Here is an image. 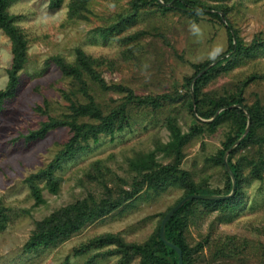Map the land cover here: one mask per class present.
Returning <instances> with one entry per match:
<instances>
[{"label":"rangeland","instance_id":"374dc122","mask_svg":"<svg viewBox=\"0 0 264 264\" xmlns=\"http://www.w3.org/2000/svg\"><path fill=\"white\" fill-rule=\"evenodd\" d=\"M72 1L64 0L60 8L53 9L49 0H13L9 9L18 15L17 23L27 35L28 61L20 72L16 94L0 111V202L11 213L7 229L0 232V264H64L67 259L68 264H84L96 254L100 255L95 264H116L120 255L110 254L113 246L81 256H76L74 249L105 233L120 234L128 242L147 240L183 197V187L156 192L145 184L135 198L56 245L31 251L25 248L38 221L54 211L77 201L100 202L111 194L118 197L120 189H130L141 181L142 176L131 168V160L155 151L158 162L174 161L173 156H165L161 146L170 140L168 117L177 119L183 133H191L193 117L187 95L193 83L188 86L187 81L196 73L194 65L212 61V66L228 52V27L247 44L264 33V0H205L207 5L219 7L207 10L220 13L222 20L211 14L194 19L177 9L164 13L150 6L134 24L108 38L98 28L114 24L130 9L132 0H89L90 10L81 16L70 14ZM135 35L130 41L123 40ZM79 48L96 58L115 60L114 67H100L109 84L126 85L138 96L169 94L175 100L157 109L131 107L129 126L91 142L54 172L60 180L57 193L46 181H39L45 202L37 203L28 179L50 166L71 132L63 126L42 138L29 136L50 116L69 112L70 103L63 91L71 88V79L64 76L53 57L61 55L73 61ZM12 62L11 40L0 29V90L8 85ZM252 76L256 78L249 81L247 102L253 103L258 97L264 102V51L211 80L204 92L226 94ZM95 94L102 101L121 96L113 90ZM228 130L227 124L214 132L207 128L187 142L178 166L191 173L196 184L212 190L228 189L224 167L213 161ZM254 153L238 152L234 160ZM245 169L249 175L250 168ZM244 196L239 210L210 211L201 206L192 214L187 243L191 248L203 244L193 250L194 264H264V179L249 177Z\"/></svg>","mask_w":264,"mask_h":264},{"label":"trees","instance_id":"16d2710c","mask_svg":"<svg viewBox=\"0 0 264 264\" xmlns=\"http://www.w3.org/2000/svg\"><path fill=\"white\" fill-rule=\"evenodd\" d=\"M64 0H49L50 7L60 8ZM89 0H73L70 14L81 16V13L89 11ZM205 0H132L128 11L119 15V19L110 26L99 27L98 32L105 38L115 35L134 24L144 10L150 6L158 7V10L167 13L170 10H180L185 15L198 19L202 14H211L222 20L220 13L208 11L207 9H218V6H209ZM13 0H0V29L10 38L13 51V62L8 71V85L0 90V111L7 99L12 98L19 87L20 72L28 61V38L17 23L18 15L11 14L9 9ZM231 26V25H230ZM232 27H228L229 48L211 66L212 61L194 65L196 73L187 81L188 86L193 87L188 91V106L193 117L191 133L182 132L181 126L174 117H168L167 126L170 131V140L162 147L166 157L173 156L169 163H160L156 159V152H146L138 158L130 161L131 168L142 176L130 189H120L118 197L112 194L102 201L83 200L71 203L54 211L50 216L38 221L29 240L25 244L28 251L40 247L56 245L82 231L89 224L96 221L113 210L119 208L125 202L135 198L146 184L148 190L160 192L170 186H181L184 188L183 199L190 194L203 195H228L233 189L232 177L225 167L223 156L239 140L229 155V165L237 180L235 194L222 199L195 198L188 200L166 223V237L175 243L183 251V264H194L193 250L197 251L203 247L198 243L191 248L187 243L186 230L190 218L197 208L214 210H236L245 203V183L249 177L259 180L264 179V102L258 97L253 103L247 102L246 90L249 81L256 78L252 76L246 81H240L234 89L222 95H212L204 92V86L211 80L237 66L242 60L256 56L264 51V33H259L249 43L240 38L236 31L235 36ZM135 36L123 38L125 42ZM54 62L61 68L65 77L71 79V88L63 91V96L69 101L68 111L62 116H50L43 122L42 126L33 131L29 138L36 139L45 137L52 129L67 126L70 129L71 137L64 144L63 149L56 159L46 169L31 175L28 182L31 186L37 203H44L42 189L39 181H46L47 186L53 193H57L60 187V180L54 172L61 168L65 161L73 158L77 152L87 147L91 142H99L103 135H114L124 130L130 124V108H153L157 109L166 102H173L172 95L161 96H138L134 90L119 83L109 84L101 74L100 67L108 64L114 67L115 60L105 57H94L83 49H77L76 58L67 61L65 57L58 55L53 57ZM113 90L120 97H112L109 101L98 100L96 92ZM193 97H195V105ZM220 111L218 114L217 112ZM210 119L212 121H203ZM250 122V130L244 136ZM229 127L223 147L214 156V162L222 165L228 178V189L226 191L204 188L196 184L191 173L181 169L178 165L182 159L183 149L191 136L200 134L204 129L212 132L222 125ZM255 150V153L243 154L236 161L238 152ZM249 167V175H245V168ZM181 199H179L181 201ZM179 200L177 203H179ZM164 216V215H163ZM11 220L9 207L0 202V232L7 229ZM162 221L155 231L144 242H128L120 234L105 233L89 239L75 247L76 256L86 255L92 250L113 246L110 254H119L120 259L116 264H179V255L170 245L165 243L160 236ZM220 249L219 252H224ZM96 254L84 264H95L98 256ZM68 259L64 264H68Z\"/></svg>","mask_w":264,"mask_h":264},{"label":"water","instance_id":"95a60500","mask_svg":"<svg viewBox=\"0 0 264 264\" xmlns=\"http://www.w3.org/2000/svg\"><path fill=\"white\" fill-rule=\"evenodd\" d=\"M194 103H195V98H194ZM220 111L217 112V114L219 113ZM250 130V122H249V125L246 129V132L244 134V136L249 132ZM240 142V140L234 144V146L232 148H230L226 154H225V165H226V168L227 170L229 171L231 177H232V180H233V189H232V192L228 195H203V194H190V195H187L186 197H184L181 201H179V203H177L176 206H174L164 217L163 221H162V225H161V230H160V236H161V239L167 243L168 245H170L172 248H174L178 255H179V264H183V251L182 249L177 246L175 243L169 241L166 237V223L168 222V220H170L174 214L184 205V203L188 200H191V199H195V198H203V199H222V198H226V197H229L233 194H235L236 192V187H237V180H236V177L234 175V172L233 170L231 169L228 161H227V157L229 155V153L231 152V150Z\"/></svg>","mask_w":264,"mask_h":264}]
</instances>
